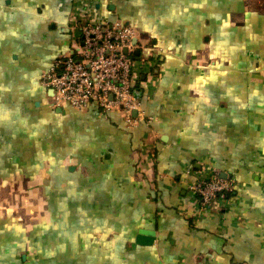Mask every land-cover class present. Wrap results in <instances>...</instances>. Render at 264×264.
<instances>
[{
    "label": "crops",
    "instance_id": "1",
    "mask_svg": "<svg viewBox=\"0 0 264 264\" xmlns=\"http://www.w3.org/2000/svg\"><path fill=\"white\" fill-rule=\"evenodd\" d=\"M113 17L151 61L133 127L40 83L78 23ZM26 168L39 187L6 194L0 264H264V0H0V169ZM214 169L236 189L201 209L189 185Z\"/></svg>",
    "mask_w": 264,
    "mask_h": 264
},
{
    "label": "built area",
    "instance_id": "2",
    "mask_svg": "<svg viewBox=\"0 0 264 264\" xmlns=\"http://www.w3.org/2000/svg\"><path fill=\"white\" fill-rule=\"evenodd\" d=\"M76 29V47L59 55L41 76V85L54 91L53 105H68L78 112L96 107L104 116L118 113L129 127L145 120L137 83L141 74L151 71V61L135 55L137 26L117 19L80 22ZM235 189V182L215 169L189 185L201 209L226 199Z\"/></svg>",
    "mask_w": 264,
    "mask_h": 264
},
{
    "label": "trees",
    "instance_id": "3",
    "mask_svg": "<svg viewBox=\"0 0 264 264\" xmlns=\"http://www.w3.org/2000/svg\"><path fill=\"white\" fill-rule=\"evenodd\" d=\"M125 22V21H124ZM138 84V83H137ZM142 98V97H141ZM142 100V99H141ZM19 130V129H18ZM43 142H45V145H46V140L43 139ZM43 142L40 143L41 146L39 145H36L37 147V151L41 152L42 150V145H43ZM53 142V141H52ZM69 144L68 143V147H69ZM26 148L27 146L22 142V144H20V155L22 157L21 160H24V164L27 166V165H30L28 167H31V166H34L33 164L31 163H38L39 161H42L41 158H40V154L38 155L37 152H35L34 154H31V153H24L26 151ZM70 148H68L69 150ZM36 151V150H35ZM37 153V154H36ZM63 155V153L61 154ZM36 156L39 157L37 158V162H36ZM9 158H12L9 156ZM33 159H35V161H33ZM21 167L23 165H20ZM25 166V167H26ZM36 167V166H35ZM38 168V167H37ZM38 170V171H37ZM40 172V169H32V168H26L25 170L23 169H20V170H13V171H6V170H2L0 169V176L1 175H4V178L6 177V179H3L2 181V185L4 186V188H8V189H13L14 191H16L19 195H22V194H27L28 192H31L33 190V188H36V187H39L38 186V182L39 180L37 179L36 175L37 173ZM19 177V178H24L25 180H21V181H17L16 178ZM23 182V183H22ZM12 183V184H10ZM4 190L6 191L5 189H3L2 187L0 188V190ZM9 192L6 191L5 194H7ZM23 207V206H21Z\"/></svg>",
    "mask_w": 264,
    "mask_h": 264
},
{
    "label": "water",
    "instance_id": "4",
    "mask_svg": "<svg viewBox=\"0 0 264 264\" xmlns=\"http://www.w3.org/2000/svg\"><path fill=\"white\" fill-rule=\"evenodd\" d=\"M117 20V17H113L112 20H110V23H113ZM139 54V51L136 50L135 51V55ZM50 92L52 93V95H54V91L52 89H50ZM39 104V103H38ZM59 111L62 110V108H59L58 109ZM222 177H226V173H223V175H221ZM155 231L153 230H148V229H140L137 237H136V240H135V243H134V246L136 245H145V246H149V245H152L156 239V235H155Z\"/></svg>",
    "mask_w": 264,
    "mask_h": 264
},
{
    "label": "rangeland",
    "instance_id": "5",
    "mask_svg": "<svg viewBox=\"0 0 264 264\" xmlns=\"http://www.w3.org/2000/svg\"><path fill=\"white\" fill-rule=\"evenodd\" d=\"M3 189H5L6 191H8L9 190V192H11V194L13 193L12 191H11V189H6V188H4V187H2ZM6 191H4V190H0V197L2 198V199H0V208H2V209H13V208H15V207H17L18 205L16 204V203H12V202H10V201H8V200H4V198H5V196H7L5 193H6ZM19 206H24V205H22L21 203L19 204Z\"/></svg>",
    "mask_w": 264,
    "mask_h": 264
}]
</instances>
